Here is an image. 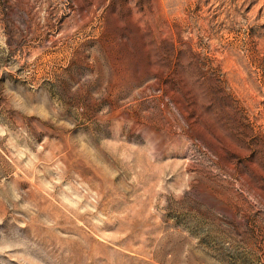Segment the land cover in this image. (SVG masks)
<instances>
[{
  "label": "rangeland",
  "instance_id": "374dc122",
  "mask_svg": "<svg viewBox=\"0 0 264 264\" xmlns=\"http://www.w3.org/2000/svg\"><path fill=\"white\" fill-rule=\"evenodd\" d=\"M0 264H264V0H0Z\"/></svg>",
  "mask_w": 264,
  "mask_h": 264
}]
</instances>
